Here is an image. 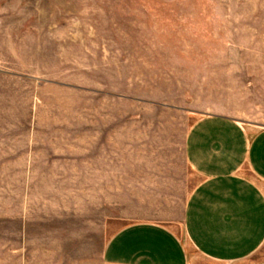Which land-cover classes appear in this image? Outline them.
Here are the masks:
<instances>
[{"label": "rangeland", "instance_id": "rangeland-1", "mask_svg": "<svg viewBox=\"0 0 264 264\" xmlns=\"http://www.w3.org/2000/svg\"><path fill=\"white\" fill-rule=\"evenodd\" d=\"M208 115L264 128V0H0V264H105L137 222L184 240Z\"/></svg>", "mask_w": 264, "mask_h": 264}, {"label": "crops", "instance_id": "crops-1", "mask_svg": "<svg viewBox=\"0 0 264 264\" xmlns=\"http://www.w3.org/2000/svg\"><path fill=\"white\" fill-rule=\"evenodd\" d=\"M184 159L198 182L181 211L183 240L172 224L137 222L105 244V264H264V128L208 115L184 139Z\"/></svg>", "mask_w": 264, "mask_h": 264}]
</instances>
